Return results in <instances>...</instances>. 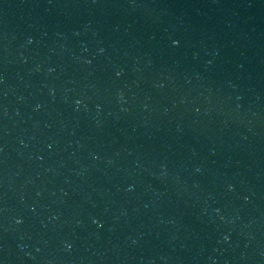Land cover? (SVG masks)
Segmentation results:
<instances>
[{"label": "water", "instance_id": "water-1", "mask_svg": "<svg viewBox=\"0 0 264 264\" xmlns=\"http://www.w3.org/2000/svg\"><path fill=\"white\" fill-rule=\"evenodd\" d=\"M0 264H264V0H0Z\"/></svg>", "mask_w": 264, "mask_h": 264}]
</instances>
